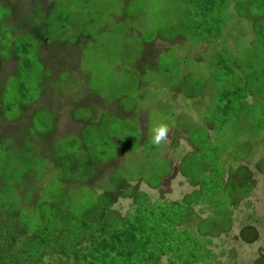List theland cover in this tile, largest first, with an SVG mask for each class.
Here are the masks:
<instances>
[{
	"label": "rangeland",
	"instance_id": "obj_1",
	"mask_svg": "<svg viewBox=\"0 0 264 264\" xmlns=\"http://www.w3.org/2000/svg\"><path fill=\"white\" fill-rule=\"evenodd\" d=\"M2 1H7V6L1 5L0 17L3 18L5 12L11 13L12 9L14 14L5 20L6 24L0 26V35H11L14 30H20V33L25 31L27 23H36L39 13L50 21L64 22L70 17L83 20V26H70L64 35L60 31L57 35L49 33L46 40L48 45L45 44L41 59L52 78L43 87L33 88L31 94L37 95L40 91L42 99L30 108V112L44 105L50 109L45 111L44 118L49 119V114L53 116L56 113L60 120L58 137H61H56L50 143H33L36 156L28 158L36 163L38 172L45 171L46 192L59 188L56 185V172H49L55 164L52 163L53 155L55 159L60 157L67 160L75 153L80 173H71L69 178L72 182L82 180L85 185L67 189V196L72 195L73 198L66 204L76 214L96 203L103 192L118 189L123 179L137 181L144 177L149 181L171 170V175L162 181L165 200L182 199L190 193L193 188L182 175L180 163L190 153L191 147L184 136L179 140L174 138V130L178 118L182 123L190 120L193 126L203 127L206 116L212 113L215 90L211 72L218 51L212 47L209 49L207 44L199 45L189 37L188 42H184L180 37L188 35L181 27L182 11L178 7V0ZM251 1L231 0L232 7L221 39L223 50L220 53L224 54V47L230 45L233 49L229 46L228 50L236 54L243 64L252 62L254 71L260 72V78L264 79V37L253 35L250 23L241 17ZM259 22L264 30V22ZM80 28L88 29L86 34H90L92 39L82 38ZM61 34V38H58ZM173 39H176L175 42ZM254 39L255 44L252 43ZM196 57H202V61H196ZM140 60L143 62L138 63ZM3 66L12 72L16 61L8 59ZM183 72L192 75L183 89L193 94L204 91L203 94L195 97L184 91L173 92L174 85L183 81ZM260 83L264 84V80H260ZM256 98L264 100V87L257 89ZM253 111L255 116L242 118L233 126L226 127L217 140L222 150H227V155H223L222 159L226 161V166L230 165L236 172L239 166L248 165L254 172L257 185L252 196L241 201L236 208L231 232L212 239L213 246L210 248L215 254L213 264H264V258H260L264 255V128L258 127L264 123V105H256ZM32 119L27 121L28 118H22L13 127H8L12 132L10 137L3 140L13 147L12 152L17 154L18 148L27 143L29 145L27 136L28 131L33 130ZM77 119L90 123L83 126L84 123ZM101 120L121 133L120 143L124 148L120 154L109 133L95 130V125ZM34 123L40 125L37 118ZM161 127L166 131L160 142L156 143L154 138ZM182 129L179 131L183 132ZM198 132L196 128L190 129V135L193 133L196 136ZM88 133L92 135L90 139ZM217 133L212 136L215 138ZM92 142H97L98 147L90 154L85 147ZM104 150L115 159L105 164L99 174L96 173L95 160L101 157L100 152ZM16 154L12 153V158L17 157ZM45 156V160H42ZM46 170L49 175H46ZM237 174L230 182L229 190L244 179L242 172L237 171ZM90 182H94L92 187ZM140 189L148 192L154 201L162 196L160 190L152 188L145 181L140 183ZM239 190L246 194L244 188ZM224 193H219V203L215 200L214 206L222 203L229 210L233 204L229 199H223L227 198ZM42 197L47 199V194ZM115 202V208L123 214L132 208V201L128 198H118ZM224 217L214 215L211 222L200 227L205 233L210 231L212 237L218 235L219 228L213 220L217 218L221 221L218 224L225 225L228 220ZM244 227L246 230L239 238ZM257 234L256 241L247 242Z\"/></svg>",
	"mask_w": 264,
	"mask_h": 264
},
{
	"label": "trees",
	"instance_id": "obj_2",
	"mask_svg": "<svg viewBox=\"0 0 264 264\" xmlns=\"http://www.w3.org/2000/svg\"><path fill=\"white\" fill-rule=\"evenodd\" d=\"M5 3L0 2V8L2 4L7 6ZM177 3L182 11V30L188 35L180 36L184 42H188L189 37L199 45L207 44L209 49L212 47L218 53L211 72L215 90L212 113L206 116L203 127L193 126L190 120L182 123L177 119L174 138L179 140L184 136L191 147L190 153L180 163V170L193 190L174 201L165 200L167 198L162 188V181L171 175V170L149 181L144 177L137 181L123 179L118 189L103 192L96 203L76 214L66 204L73 198L72 195L67 196V189L84 184L82 180L72 182L69 178L71 173H80L75 153L68 156L67 160L60 157L55 159V155L53 159L50 158L55 164L49 172H56V185L59 188L47 193L44 189L45 171L38 172L36 163L28 158L36 156L33 143H50L61 137H58L60 120L56 113L53 116L49 114V119L44 118L45 111L50 110L44 105L30 112V108L42 99L40 91L37 95L31 94L33 88L43 87L52 78L47 74L49 69L41 59L49 33L57 35L60 31L64 35L70 26H83V20L77 21L70 17L64 22L50 21L39 13L36 23H27L25 31L20 33V30H14L11 35H0V264H213L215 254L210 248L213 246L212 239L231 232L237 207L241 201L252 196L257 185L252 168L241 165L237 171L245 175L244 179L239 180L238 186L228 189L232 179L239 174L222 160L227 150H222L217 140L219 133L226 127L233 126L234 122L242 118L251 119L255 116L253 107L264 105V100L256 98L257 89L264 87L260 80L264 79L260 78V72L254 71L252 62L243 64L236 54L231 53L228 50L230 45L224 47V54L220 53L223 50L221 39L232 7L231 0H178ZM10 12L0 17V26L13 16L14 10ZM241 17L250 23L253 35L264 37L259 22H264V0L251 1ZM50 26L51 31L48 29ZM87 30L80 28L81 37L91 40L92 36L86 34ZM252 43L255 44L256 39ZM11 58L16 61V66L9 72L3 65ZM196 61L201 62L202 57H196ZM137 66L139 68V64ZM191 76V73L183 72V81L174 85L173 92L184 91L195 97L203 94L204 91L193 94L183 89ZM22 118H28L27 121L33 118V130L28 131L29 145L27 143L18 148L16 154L3 139L12 132L8 127H13ZM35 118L40 121V125L34 123ZM77 120L84 123L83 126L90 123ZM4 123H7L6 126ZM181 127L183 132L179 131ZM258 127L264 128V123ZM194 128L199 131L196 136L193 133L190 135V129ZM98 129L112 136L117 153L120 154L124 148L120 143L121 133L103 120L95 125V130ZM215 133L214 138L212 135L215 136ZM87 137L90 139L92 135L88 133ZM96 143L86 145L90 154L98 147ZM12 153L17 157L12 158ZM108 154L107 150L100 152L101 157L95 160L96 173L100 174L103 166L115 159ZM144 181L160 190L162 196L158 200L154 201L148 192L140 189V183ZM90 183L87 184L92 187L94 182ZM240 188L246 190L245 195L240 192ZM221 192H225L227 197L223 199H229L233 204L229 210L222 203L214 206L215 200L219 203L217 198H220ZM45 193L47 199L42 197ZM118 198L132 201V208L126 214L115 208ZM212 212L222 217L225 213L224 218L229 224H218L221 221L214 219L219 233L213 237L210 231L205 233L200 227L212 221ZM245 230L244 227L239 238ZM257 239L258 234L253 239H247V242ZM260 258H264V255Z\"/></svg>",
	"mask_w": 264,
	"mask_h": 264
},
{
	"label": "clouds",
	"instance_id": "obj_3",
	"mask_svg": "<svg viewBox=\"0 0 264 264\" xmlns=\"http://www.w3.org/2000/svg\"><path fill=\"white\" fill-rule=\"evenodd\" d=\"M165 131H166V129L163 128V127L157 129V134H156V136H155V138H154L156 143H159V142H160L161 138H162V137L164 136V134H165Z\"/></svg>",
	"mask_w": 264,
	"mask_h": 264
}]
</instances>
